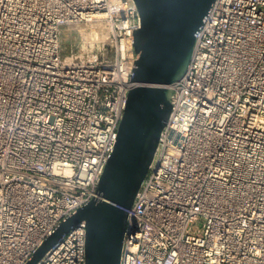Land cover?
<instances>
[{
	"label": "built area",
	"instance_id": "1",
	"mask_svg": "<svg viewBox=\"0 0 264 264\" xmlns=\"http://www.w3.org/2000/svg\"><path fill=\"white\" fill-rule=\"evenodd\" d=\"M139 27L132 0H0V264L98 198ZM169 88L120 264H264V0H214ZM85 246L81 222L36 264H86Z\"/></svg>",
	"mask_w": 264,
	"mask_h": 264
},
{
	"label": "water",
	"instance_id": "2",
	"mask_svg": "<svg viewBox=\"0 0 264 264\" xmlns=\"http://www.w3.org/2000/svg\"><path fill=\"white\" fill-rule=\"evenodd\" d=\"M140 18L134 32L139 55L117 129L114 148L91 199L61 222L27 264L81 222L86 226V264H120L127 212L154 157L171 110L170 85L185 71L195 33L214 0H132Z\"/></svg>",
	"mask_w": 264,
	"mask_h": 264
},
{
	"label": "rangeland",
	"instance_id": "3",
	"mask_svg": "<svg viewBox=\"0 0 264 264\" xmlns=\"http://www.w3.org/2000/svg\"><path fill=\"white\" fill-rule=\"evenodd\" d=\"M87 27L89 26L81 25L78 28H64L61 35V53L64 57L68 56L71 52H78L80 50V36L84 37L89 34Z\"/></svg>",
	"mask_w": 264,
	"mask_h": 264
}]
</instances>
